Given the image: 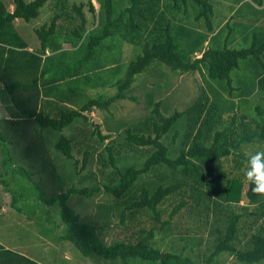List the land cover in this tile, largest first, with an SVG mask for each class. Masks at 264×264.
<instances>
[{
	"label": "trees",
	"instance_id": "trees-1",
	"mask_svg": "<svg viewBox=\"0 0 264 264\" xmlns=\"http://www.w3.org/2000/svg\"><path fill=\"white\" fill-rule=\"evenodd\" d=\"M189 1L129 0L128 6L114 13L112 0H96L97 10L89 0L88 11L96 20L90 30H86L84 3H72L71 7L76 11V17L67 16L68 28L58 29V15L55 14L49 23L34 29L40 45L38 49H29L26 40L15 29L14 20L21 18L28 21L38 16L40 8L45 3L53 2L55 5H61L65 0H12V11L7 10L4 2L0 0V97L4 99L11 118H0V166L4 170L0 175H9V169L13 166L14 176H21L30 183H39L44 188L51 189L56 186L58 174L43 135L45 129L62 131L77 118L88 119L86 114L93 108L108 109L116 100L127 98L126 90L134 81L135 75L144 71L153 61L163 63L182 73L196 71L200 65H205L209 78L225 80L231 85V71L239 67L241 60L254 58L263 67V71L258 75L261 77L255 82L264 93L262 60L264 43L258 44L257 40L253 39L249 46L242 48H231L226 45L220 48L208 46L201 49L199 55L193 58L182 56L172 35V23L167 13L175 8L179 11V8L183 7L184 11ZM192 1L200 8L196 17H202L206 22L208 31L203 34L207 35L209 32L213 38L216 35L213 34L214 28L210 20L211 0ZM252 1L257 5L264 3V0ZM155 14L157 16L154 18ZM133 32L138 33L137 38L132 36ZM143 34L145 36L142 38ZM118 35L136 44L141 43V54L128 63L124 78L116 83L117 90L114 94L90 98L79 108H74L69 99L82 91L80 84L88 81L92 88H96L99 83V81L94 83L90 77L88 60L90 57L93 58L103 40ZM61 39L68 41L69 49L63 48ZM207 44L210 45L209 42ZM104 46L109 48L108 44ZM46 50L50 52L48 55ZM79 54L77 59L71 60ZM42 98L47 99L42 100ZM257 111L262 113L261 107L258 106ZM222 116L223 109L217 104L216 99L211 102L205 94L203 97H197L189 109L174 111L168 116L160 112L157 102L154 103L152 116L145 119L137 128L125 130L126 145L122 146L124 151H130L128 145L136 146L138 149L144 148L140 150V154L148 155L140 167L127 166L123 171L114 168L115 144L108 139L109 135H102L95 126L96 131L93 130L92 135L97 136L98 144L108 139L99 156L104 164H110L112 167L109 183L102 186L104 192L126 203L125 198L132 192L138 178L141 179L143 175L153 171H158V177L154 186L142 187L132 202L121 210L120 233L122 232L127 238L117 239L111 243H105L99 234L103 240L100 239L96 227L81 221L80 215L67 202L71 194L92 196L100 190L98 185L82 188L72 186L62 193L52 192L46 199L49 203L59 204L62 221L66 225L60 238L71 243L85 257L119 259L123 264H129L130 261L131 264L146 262L197 264L181 253L160 250L151 244V240L154 231L169 223L170 218L185 203L181 201L175 204L167 220L162 219L160 206L166 200L174 199L182 191L196 192L198 196L205 195L201 191L204 182L213 192L218 188L217 199L212 198L211 195L206 197L207 211L212 210L217 214L218 219L225 216L222 228L216 227V237L212 242L206 263L222 253L233 256L244 264L264 263V193L253 191L254 186L245 176L248 158L245 159L242 153L238 154L239 159L235 165V168H239L245 164L243 160H246L241 173L234 171L226 174L221 170V160L228 157L232 149L239 144V141L229 143L226 140L228 134L232 135L230 129L234 130L232 124L219 129ZM180 117L186 118L183 139L178 155L170 158L168 148L161 138ZM29 124L33 125V130ZM246 130L240 134L241 142H250L254 139L264 142V119L262 123L256 124L254 132H249L248 127ZM210 135L211 141L207 143L206 138ZM73 141L72 138L61 135L55 147L67 158L74 159ZM89 141L83 152L81 168L92 160ZM74 164L79 172L81 168L78 167L77 158ZM243 197L260 208V212L253 211V215H250V211L245 214L260 217L262 221L250 234L244 246L238 247L235 243L241 215L235 213L233 207L246 209V206L239 205ZM197 198L199 199V197L194 199L196 202ZM37 199L42 200L39 197ZM142 218L149 220V228L136 229V223ZM0 264L42 263L6 249L0 244Z\"/></svg>",
	"mask_w": 264,
	"mask_h": 264
},
{
	"label": "rangeland",
	"instance_id": "rangeland-1",
	"mask_svg": "<svg viewBox=\"0 0 264 264\" xmlns=\"http://www.w3.org/2000/svg\"><path fill=\"white\" fill-rule=\"evenodd\" d=\"M2 1L6 7L10 3L13 4L12 0ZM87 1L89 0H65L64 4L60 3L61 5H55L53 2L45 3L40 8L37 17L28 21L17 18L13 22L14 27L30 47L38 48L40 43L34 29L44 23H49L51 18L57 14L58 29L66 30L68 28L67 16L76 17V11L71 7L72 3L83 2V8L89 15V25H95L96 20L88 11ZM211 3L210 20L215 31L213 34L216 35L213 38L209 32L207 35L203 34L208 31L207 25L204 18L196 17L200 8L192 0L186 4L184 11L183 7L179 8V11L175 8L167 13L172 23L171 32L178 45V51L184 58H193L200 53L201 49L208 46L220 48L226 45L231 48H242L249 46L253 39L257 40L258 44L264 43V8L254 7L250 4L254 3L252 0L248 2L246 0H211ZM112 4L114 13H116L128 6L129 0H112ZM156 16L157 14L154 18ZM132 36L137 38L138 33L133 32ZM141 36L143 38L145 34ZM208 42L210 45L207 44ZM104 44H108L109 48ZM65 47H70V45H65ZM141 52V43L128 41L121 35L110 36L103 40L93 58L90 57L88 60L90 77L94 83L98 81L99 83L96 88H92L88 81H83L80 84L82 91L69 99L73 107L79 108L90 98L114 94L117 90L116 83L124 78L128 63ZM79 56L80 54L71 60ZM262 60L264 62V53ZM239 63V67L231 71L232 84L228 85L225 80L209 78L205 65H200L196 71L182 73L163 63L153 61L144 71L135 75L134 81L126 90L127 98L116 100L108 109L93 108L86 114L88 119L77 118L62 131L45 129L43 135L56 167L58 183L51 189L44 188L39 183H30L20 176L18 181H23V183L15 184L10 181L9 186L6 187L5 183H8L9 175H0V236L2 235V242L8 246L14 245V237L17 236L22 248L29 251V254L42 264H123L119 259L106 260L100 256L85 257L71 243L61 239L60 236L64 233L66 225L62 221L59 204L49 203L46 198L52 192L62 193L72 186L82 188L98 185L100 190L92 196L71 194L67 200L68 204L80 215L81 221L96 227L99 238L102 239V236L105 243L127 238L122 232L120 233L119 214L126 204L132 202L142 187L151 188L155 185L158 171L143 175L142 180L138 178L132 192L125 198L126 203H123L122 200L113 198L103 191V184L110 181L112 167L110 164L103 163L99 152L110 139L116 146L114 166L116 170L123 171L127 166L140 167L148 154H140V150L144 148L138 149L130 145H128L130 151L122 150V146L126 145L125 130L137 128L145 119L152 116L153 105L156 102L159 104L160 112L168 116L174 111L189 109L197 97H203L204 94L211 102L216 99L217 104L223 109L219 129L228 127L230 124L234 127V130L230 129L232 135L228 134L226 140L229 143L239 141L237 147L232 149V153L221 160L220 168L226 174L234 171L241 173L245 167L243 165H246L245 159L250 154L264 151L262 141L256 139L250 142L240 141V134L247 131V127L249 132H254L256 124L263 122L264 93L255 82L261 77L258 75L263 71L262 64L254 58H247ZM102 65H108V67H102ZM258 106L261 107L263 115L258 113ZM95 126L102 135L110 136L102 144H98L97 136L92 135V131H96ZM185 126L186 118L180 117L162 136L161 140L168 148V157L174 158L178 155ZM29 127L34 129L31 124ZM61 135L74 140V159L67 158L55 147ZM211 137L210 135L206 138L207 143H210ZM88 140L91 144L92 160L84 166L85 168H81L82 156ZM239 153L245 156L243 160L245 164L235 168ZM76 158L79 161L78 167L81 168L79 172L74 164ZM217 190L218 188H215L213 192L207 183L203 182L201 191L205 195L198 196L196 192L182 191L174 199L166 200L159 208L163 220L169 218L170 211L175 204L181 201L185 204L170 218L169 223L154 231L151 244L162 251L186 255L197 264H207L206 258L216 237V227L220 228L225 218L222 216L218 219L216 213L206 209L207 195L217 199ZM37 197L42 200L38 201ZM195 197H199L197 202L194 200ZM239 205L246 206V209L239 206L233 207L235 213L241 215L235 244L242 247L250 234L261 224L262 218L250 216L253 215V211L260 212V208L257 204L249 203L245 197ZM247 211L251 214H245ZM149 226L147 218H142L135 225L136 229L140 227L147 229ZM3 237H8V239ZM208 264L244 263L237 261L233 256L222 253Z\"/></svg>",
	"mask_w": 264,
	"mask_h": 264
},
{
	"label": "crops",
	"instance_id": "crops-1",
	"mask_svg": "<svg viewBox=\"0 0 264 264\" xmlns=\"http://www.w3.org/2000/svg\"><path fill=\"white\" fill-rule=\"evenodd\" d=\"M92 2H93V5H94V7H95V10H97V8H98V3L96 2V0H91ZM247 2H248V0H246ZM251 5H253L254 7H256V8H258V9H263L264 8V3L262 4V5H257L256 3H250ZM7 8V10H9V11H12L13 10V4H9V6L8 7H6ZM84 13H85V16H86V30H90L94 25H89L90 23H89V15H88V13H86V11L84 10ZM15 21V20H14ZM213 33H215V31L213 32ZM62 40V46H63V48H67V49H69L70 47H65V45H69V43H68V41L67 40H65V39H61ZM28 48L29 49H36V48H32V47H30V46H28ZM39 48V47H38ZM37 48V49H38ZM49 54V52L46 50V55H48ZM199 54H197V56H198ZM44 99H47V98H42V100H44ZM0 118H5V119H8V118H10V114L8 113V111H7V108L5 107V101H4V99L2 98V96L0 97ZM11 119V118H10ZM19 134H21V133H19ZM17 138H18V136H17ZM10 170V172H9V179H8V183H5V186L7 187V186H9V184H10V181H12L13 183H22V182H19L18 181V178H19V176H17V175H13L12 173H13V166L9 169ZM0 172H4V170H3V168L0 166ZM13 176H14V178H13ZM21 180V179H20ZM2 187V186H1ZM6 194V193H5ZM4 239H8V237H3ZM0 244L4 247V248H6V249H10V250H13V251H15V252H18V253H21V254H23V255H26V256H28L29 258H32V259H34V260H37L38 262H39V260L38 259H36L33 255H31V254H29V251H26L25 249H23L22 247V245L20 244V243H18L19 242V239H17V236L16 237H14V240H15V244L14 245H12V244H10L9 246L8 245H5V243H3L2 242V235L0 236ZM32 245H30V247H31Z\"/></svg>",
	"mask_w": 264,
	"mask_h": 264
},
{
	"label": "clouds",
	"instance_id": "clouds-1",
	"mask_svg": "<svg viewBox=\"0 0 264 264\" xmlns=\"http://www.w3.org/2000/svg\"><path fill=\"white\" fill-rule=\"evenodd\" d=\"M245 176L252 184L253 191L264 193V151H256L247 159Z\"/></svg>",
	"mask_w": 264,
	"mask_h": 264
}]
</instances>
